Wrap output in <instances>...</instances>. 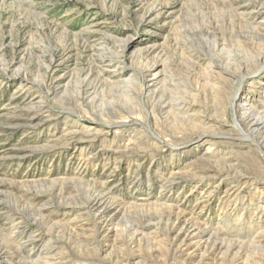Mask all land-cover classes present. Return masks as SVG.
<instances>
[{"label": "rangeland", "instance_id": "1", "mask_svg": "<svg viewBox=\"0 0 264 264\" xmlns=\"http://www.w3.org/2000/svg\"><path fill=\"white\" fill-rule=\"evenodd\" d=\"M263 113L264 0H0V257L264 264Z\"/></svg>", "mask_w": 264, "mask_h": 264}, {"label": "bare ground", "instance_id": "2", "mask_svg": "<svg viewBox=\"0 0 264 264\" xmlns=\"http://www.w3.org/2000/svg\"><path fill=\"white\" fill-rule=\"evenodd\" d=\"M258 16V15H257ZM251 76V75H250ZM242 77V76H241ZM239 82V81H238ZM240 86V85H239ZM241 88V87H240ZM238 93V92H237ZM236 97V96H235ZM239 106V105H238ZM240 107V106H239ZM241 109V108H239ZM254 110V109H253ZM258 110V109H257ZM239 111V110H238ZM243 111V110H242ZM252 111V110H251ZM248 112V111H247ZM254 112V111H252ZM236 113V111H235ZM259 113V112H258ZM264 114V113H263ZM262 115V114H261ZM262 125V124H261ZM260 125L258 123H255L252 125V127L254 128V130H260L261 127H259ZM264 130V128H263ZM261 131V130H260ZM256 132V131H255ZM258 136V134H254L249 136V138L253 139L254 141H256V144L258 142V140H256L255 138ZM258 144H260L258 142ZM76 145V144H75ZM260 146V145H259ZM93 200V199H92ZM105 199L101 196V197H97L95 200H93L89 206V209L93 211L94 214L98 215V216H102V217H105L104 213L106 212V209L108 210V205L109 203H106V201H104ZM88 207V206H87ZM16 215V214H15ZM95 215V216H96ZM97 216V217H98ZM179 217V216H178ZM105 220V218H102ZM103 221V220H102ZM177 223H179V225H183V227L186 229L187 231V234L189 236H191L192 238H195V239H200V241H204L205 240V243L206 245H208V243H210V241L212 239H214V235L211 234V230L208 231L206 228H203L202 226H199L198 224H196L194 221L192 220H189V221H184L181 217H179L177 219ZM20 226V224H19ZM183 228V229H184ZM20 230V229H19ZM263 232L262 233H258L257 236L254 238V240L250 241V243H240L239 241H234V242H231V245H238L241 246L239 248L243 249V248H253L256 252H259L260 249H262L264 247V236H263ZM244 239V238H243ZM243 241V240H242ZM237 246V247H238ZM1 253V252H0ZM256 254V253H255ZM30 255V254H29ZM43 253L39 254L38 255V259L37 260H34V261H31L29 262L30 264H37L38 260L41 259ZM34 259V257H33ZM0 261H2V264H4V260L3 258L0 257ZM30 261V260H29ZM40 263V262H39ZM45 264V263H44Z\"/></svg>", "mask_w": 264, "mask_h": 264}]
</instances>
